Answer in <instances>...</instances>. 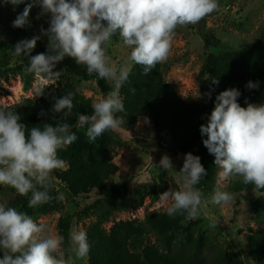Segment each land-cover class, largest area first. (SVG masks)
<instances>
[{
	"label": "clouds",
	"instance_id": "clouds-1",
	"mask_svg": "<svg viewBox=\"0 0 264 264\" xmlns=\"http://www.w3.org/2000/svg\"><path fill=\"white\" fill-rule=\"evenodd\" d=\"M3 3L15 7L25 0ZM34 5L40 9L36 19L47 17L48 27L41 26L40 35L15 45L17 55L28 57L27 71L55 82L62 75L57 65L71 58L89 75L95 73L110 85L106 95L92 102L91 115L77 116L76 127L87 125L85 136L89 142L124 124L117 113L125 110L121 88L129 81V61L142 66L144 75H148L157 64L167 61L178 26L198 25L221 7L219 0H33L16 16L14 28L31 27L29 14ZM117 32L123 45L131 49L128 59L119 65L112 63L108 51ZM41 36L47 37V52L33 56ZM212 83L219 81L214 79ZM258 87L259 81L246 84L249 90ZM43 94V89L37 93ZM207 95L211 99V92ZM240 96L234 87L221 91L207 123L200 125V133L206 137L203 145L215 157L221 180L240 178L243 184L259 191L264 189V103H251L245 98L244 107L238 102ZM195 97L202 98L199 93ZM73 99V92L55 99L51 111L59 114V122L44 123L42 128L28 129L19 122V114L0 108V185L15 189L20 196L31 193L30 208L52 201V174L65 167L58 152L77 140L72 125L64 122L72 115ZM159 167L174 170L167 154L162 156ZM206 176L201 158L191 152L184 154L182 167L175 171L178 188L159 195L166 214L193 220L200 218L209 205L229 204L233 194L220 188L205 196L198 185ZM216 226L215 220L208 225ZM45 232L46 225L8 206L7 201L0 202V264H78L89 255L91 245L84 229L74 227L67 242L63 235Z\"/></svg>",
	"mask_w": 264,
	"mask_h": 264
},
{
	"label": "trees",
	"instance_id": "trees-1",
	"mask_svg": "<svg viewBox=\"0 0 264 264\" xmlns=\"http://www.w3.org/2000/svg\"><path fill=\"white\" fill-rule=\"evenodd\" d=\"M33 0H25L18 6H0V53L4 56H14L17 60L16 68L28 87L29 82L36 76L27 71L28 57L17 55L15 45L25 39L40 35V27H48L47 17L36 19L40 9L34 5L29 14L31 27L14 28L12 22L23 12L24 7ZM120 38L119 33L116 34ZM121 39V38H120ZM208 44L216 42L207 39ZM47 37L41 36L31 55L47 52ZM10 57H8L9 59ZM165 63L157 64L148 75H144L143 67L133 64L129 81L121 88V97L124 103V112L117 113L122 117L124 124L120 129L133 134L141 118L147 117L156 130L162 134L167 142L165 147L173 156H184L191 152L201 158V163L207 170V176L201 180L200 187L205 196L212 193L217 186L220 169L215 165V157L203 145L200 125L207 123V117L214 108L215 97L223 90L237 88L241 92L238 102L246 107L245 98L251 103H264V24L259 38L244 53L225 52L220 55H208L201 69L200 76L208 81V98L201 105L186 103L180 98L174 87L165 80ZM56 70H62L65 75L77 78L80 81L94 82L99 92L104 96L111 90L109 83L97 74L89 75L82 65H77L71 58H65L57 65ZM218 84H213V80ZM249 81H259V87L249 90L246 84ZM43 95L28 98L17 106L4 107L20 115V123L28 129L33 126L43 127L44 123L55 125L59 122V114L51 111L55 99L68 92L74 93L72 115L66 121L76 129L78 114H92V99L86 98L79 90L63 78L55 85H47ZM135 89V91H133ZM2 108V107H1ZM62 115V114H61ZM55 117V119H54ZM58 119V120H56ZM81 145L60 150L58 156L65 161L63 170H55L53 176L65 186L69 198L75 199L97 192L99 196H111L109 182L118 172L114 163L117 151L126 146L116 131L105 132L96 141L89 142L81 138ZM167 190V183H162ZM125 186V185H124ZM15 197L8 206L20 212L30 214H46L48 212H63L64 205L58 194L51 191L53 196L49 203L28 207L31 196H20L15 189L7 186ZM174 189H177L174 187ZM161 191V192H162ZM225 191L234 196V200H245L246 195H256L251 204L252 217L261 227L249 229L246 235V249L241 251H226L218 249L211 237L203 232L194 233L198 222L188 220L184 215L171 217L165 212H150L143 222L110 221L114 209L102 208L96 203L91 207L90 217H96L95 222L86 228L91 245L88 264H245L250 260L254 264H264V189L254 191L253 185H245L240 178L227 179ZM157 199V196H154ZM126 196L117 210L127 208ZM111 223L109 228L105 225ZM71 230L70 218L67 214L59 218L57 233L65 237L67 242ZM147 235H154L157 245L144 242ZM3 253L0 252V258Z\"/></svg>",
	"mask_w": 264,
	"mask_h": 264
},
{
	"label": "rangeland",
	"instance_id": "rangeland-1",
	"mask_svg": "<svg viewBox=\"0 0 264 264\" xmlns=\"http://www.w3.org/2000/svg\"><path fill=\"white\" fill-rule=\"evenodd\" d=\"M219 3L220 10L205 19V43L199 37V25L178 26L165 62V80L174 87L178 96L189 104L201 105L207 99L208 81L206 77L200 76L207 56L220 55L225 52L244 53L259 38L263 28L264 0H219ZM10 5L0 0L1 7ZM207 39L216 44H208ZM108 51L112 63L119 65L128 59L131 49L124 46L122 40L114 35ZM129 64L133 66L131 61ZM15 65H17V60L14 56H4L0 53V108L17 106L25 99L36 98L38 91L45 86L55 85L56 81L52 82L34 76L26 87L21 75L12 71L16 68ZM60 71L62 72L60 79L67 80L86 98L95 101L103 97L94 82L80 81ZM198 93L202 98L195 97ZM145 118L147 117L140 119L133 134L116 130L127 144L117 151L114 159L118 172L109 182L111 191L109 203L108 198L99 196L97 192L68 200L70 195L65 186L52 175L54 190L63 197L60 200L64 205V211L35 215L29 212L24 213L30 215L37 223L46 225L45 234H58L57 224L64 214L70 218L71 230L74 227L86 230L90 224L95 222L96 217H90V211L96 202H98L96 205L102 208L108 206L114 209L110 221L115 222L132 220L143 222L150 212H165L166 206L159 203V195L164 188L162 183L164 181L167 183V190L178 188L175 184V171H179L182 167L184 156H171L165 147L167 142L162 134L158 135L152 121L149 118L146 121ZM86 127L87 125L84 128L76 127L73 132L77 140L68 147L81 145V138L86 139ZM165 154L171 158L174 170L166 171L159 167V162ZM226 185L227 180H221L218 175L216 188L225 191ZM124 195L126 200L123 203L127 205V208L117 210ZM255 196L246 195L245 200L240 199V201L233 199L222 207L209 205L202 210L200 218L193 219L198 222L194 233L203 232L211 237L218 249L243 253L246 249V235L249 229L256 230L261 227L255 222L251 212V204L256 199ZM14 199L15 197L7 186L0 185V202L7 201L9 204ZM212 220L217 222L215 228L208 227ZM110 225L111 223H108L105 227L109 228ZM144 242L157 245L154 235H147ZM78 264H88L87 258L78 261ZM245 264L254 263L245 260Z\"/></svg>",
	"mask_w": 264,
	"mask_h": 264
},
{
	"label": "water",
	"instance_id": "water-1",
	"mask_svg": "<svg viewBox=\"0 0 264 264\" xmlns=\"http://www.w3.org/2000/svg\"><path fill=\"white\" fill-rule=\"evenodd\" d=\"M205 20H202L201 22L198 23V34L201 40L205 43Z\"/></svg>",
	"mask_w": 264,
	"mask_h": 264
}]
</instances>
